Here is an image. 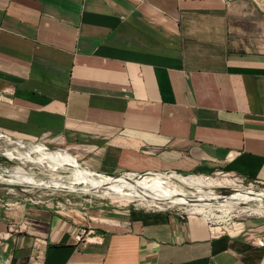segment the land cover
<instances>
[{"label": "crops", "instance_id": "0c3cea01", "mask_svg": "<svg viewBox=\"0 0 264 264\" xmlns=\"http://www.w3.org/2000/svg\"><path fill=\"white\" fill-rule=\"evenodd\" d=\"M249 8L0 0V132L79 147L105 176L226 171L264 185V51L232 44ZM0 235V264H264L247 236L164 209L84 220L21 201L0 208Z\"/></svg>", "mask_w": 264, "mask_h": 264}, {"label": "rangeland", "instance_id": "374dc122", "mask_svg": "<svg viewBox=\"0 0 264 264\" xmlns=\"http://www.w3.org/2000/svg\"><path fill=\"white\" fill-rule=\"evenodd\" d=\"M243 1H245L247 7H250V8H249V11L244 12V16L246 17H242L240 21L236 22L237 23L236 25H238L237 26L238 30L237 32L235 31V33H233L232 35L233 47L237 49L239 52L258 53L259 51L260 52L264 51V0H243ZM0 136H3L1 137V140H0V143L2 144H7L6 137L8 136L12 139L21 140L25 143L31 142L29 144L43 145L47 147L48 149H50L51 151L60 153L68 157L69 159L78 162L84 168H87L84 164L85 158L83 157V149L79 147L73 148V147H65V146L53 144V142L49 138H43L41 140H28V139H23V138H18L12 135H8L3 132H0ZM27 165L24 166L19 160L12 161L10 159H7L6 157L0 156V173L2 174L4 173L3 175H5L6 179H9V176L13 173V171L17 167H24L25 171H27L26 173L33 174L36 180L38 181V183L49 182L52 178H54L53 176L55 175L56 176L59 175L63 177L64 179L71 177V173L69 172V170L65 168L60 169L57 172H54L51 169L46 168L47 166L44 167V166L30 163V162H28ZM61 170H63V172ZM223 173L224 174H218V175L214 174L210 176H203V175L202 176L182 175V176L188 177V178L189 177L200 178L203 181L204 180L217 181V182L231 181L232 184L227 183V184H223L222 186L212 188V190L218 196L223 197V198L230 197L234 194L240 193L242 189H250V190L253 189L254 191L258 193L264 191V185H257V184L254 185L253 182H251L250 180L242 181L241 178L237 176H233V174H228L229 172L224 171ZM158 174L166 175L165 173H158ZM122 175L124 176L125 174H122ZM167 175H172V174L169 173ZM21 186L22 185L20 183H17V185L1 183L0 184V197H5V199L14 200V201L15 200L16 201L17 200L18 201H25V200L26 201H31V200L32 201H43V202L49 203L48 205H50V207H52L53 209L57 210L59 213L66 215V216L68 215V217H78V215L84 216V213H86V217H88L92 215L93 212L100 211V210L106 211V212L107 211L113 212V211L127 210L130 208L148 209V210L164 209V210H169L173 212H178L186 216L204 219L213 228H219L218 230H220L221 228L222 229L227 228L229 225L243 224L246 228V232L248 233H250V231L251 233H255V234L264 233V214L248 215V214L240 213L241 210L245 208L247 209V207L248 208L250 207L251 209H261V210L263 209L264 211V204H262L263 206H260L258 202L238 204L235 206V208L237 209L234 208L235 209L234 211L233 210L224 211V209L214 208L212 212H207V210L204 209V211L201 210L199 211L200 213L196 214L194 212L190 213L187 210L189 209V206L169 207L167 206L168 204H165L163 202H157V203L151 202L149 204L140 202V201L136 202L132 200L131 202L125 199H116L115 198L116 196L102 194V193H85V192L82 193V192H74V191L69 192L65 190L60 191L57 189H56L57 190L56 192H59V193H53V190L55 189L54 188L52 189V187L50 186L45 187V185L28 188V189H31L32 192L27 194V193H22L20 191V188H22ZM12 187L16 188L17 190L16 193H11L8 190V188H12ZM80 187H83V185H80ZM184 189L188 191L189 193H193V194L196 193V190L194 188L185 187ZM203 190L204 192L208 191V189H203ZM55 196H60V197H55ZM66 198H69L73 203H79L80 207L79 206H59L62 202L65 201ZM57 202L60 203L58 206H56ZM213 206L219 207L218 203H214ZM238 207H240L241 209H239ZM250 222H259L261 223V226L260 228L259 227L253 228L252 226L249 227L247 226V224Z\"/></svg>", "mask_w": 264, "mask_h": 264}, {"label": "bare ground", "instance_id": "6f19581e", "mask_svg": "<svg viewBox=\"0 0 264 264\" xmlns=\"http://www.w3.org/2000/svg\"><path fill=\"white\" fill-rule=\"evenodd\" d=\"M1 137L3 136H0V140ZM6 138L7 144L0 143L1 157H6L12 161L19 160L24 166L30 162L44 167L47 166L46 168H49L54 172L65 168L71 173V177L67 179L54 174L55 177L52 174L54 178L46 183H38L33 174L26 173L27 171H25L24 167H17L13 173L11 172L12 174L9 176V179L5 178V175H3L4 173H0V184L8 183L10 185H17V183H20L22 185V188H20L22 193L28 194L32 192V190L28 188L45 185V187L50 186L52 189L54 188L55 190H53V193H59L56 192L57 190L82 193H102L116 196V199H125L127 201H140L148 204L151 202H163L168 204L167 206L169 207L189 206V209H186L190 213L194 212L196 214L200 213L199 211L201 210L204 211V209H206L207 212H212L214 208L224 209V211H234L237 209L235 206L241 203L247 204L258 202L260 206H263L262 204H264V191L258 193L253 189H240V193L223 198L218 196L212 190V188L231 183V181H203L200 178H188L175 173L172 175L157 173L141 179H137V177L127 174L122 178H112L84 168L78 162L71 160L60 153L51 151L43 145H33L29 144L31 142L25 143L20 140ZM61 171L63 172V170ZM80 185H83V187H80ZM185 187L194 188L196 193H189L184 189ZM203 189H208V191L204 192ZM8 190L11 193H16L17 191L15 187L8 188ZM214 203H218L219 207H215L216 205L213 206ZM238 208L241 209L240 207ZM240 213L262 215L264 214V211L263 209H251L250 207H247V209L245 208L241 210Z\"/></svg>", "mask_w": 264, "mask_h": 264}, {"label": "built area", "instance_id": "2783aa9c", "mask_svg": "<svg viewBox=\"0 0 264 264\" xmlns=\"http://www.w3.org/2000/svg\"><path fill=\"white\" fill-rule=\"evenodd\" d=\"M154 175V174H157V173H152V172H149V173H146V174H142V175H134V174H127V175H133L135 177H138L139 179L141 178H144L148 175ZM166 175L169 174V173H165ZM218 174H224L223 172H219L217 173ZM228 174H233V173H228ZM233 176H237L239 178L242 179V181L244 180H247L246 178L242 177V176H239V175H236V174H233ZM208 178V177H207ZM253 182V181H251ZM253 184H257V185H262V184H259V182H253ZM253 186V185H252ZM55 197H60V196H55ZM21 201H14V200H9V199H5V197H0V208L4 209V210H12L15 205L19 204ZM23 203H30V204H33V205H37V206H45V207H48V208H52L50 207V205H48L49 203H46V202H43V201H23ZM60 203L57 202V205L58 206ZM53 206V205H51ZM59 206H79V203H73L69 198H66L64 202H62ZM80 207V206H79ZM57 208V207H56ZM53 209V208H52ZM55 210V209H53ZM84 210V209H82ZM57 213H59L57 210H55ZM61 214V213H59ZM63 215V214H61ZM68 216V215H67ZM78 217L86 220L88 217H86V213H84V216H80L78 215ZM212 227V226H211ZM22 229V226H17L16 224H12L10 226V232L8 233V235H10L11 232H18ZM219 228H213L212 227V230L214 231L215 235H219V234H227L229 236H234V237H242V236H247V238H249L253 244H256L258 246H264V233H259V234H255V233H248L246 232V228L243 224H234V225H229L227 228H221L220 230H218ZM5 239V236H1L0 235V243L1 241H3ZM37 245V243L35 244ZM39 258V257H38Z\"/></svg>", "mask_w": 264, "mask_h": 264}, {"label": "water", "instance_id": "95a60500", "mask_svg": "<svg viewBox=\"0 0 264 264\" xmlns=\"http://www.w3.org/2000/svg\"><path fill=\"white\" fill-rule=\"evenodd\" d=\"M97 174H99V173H97ZM100 175H102V174H100ZM108 177H112V178H122V177H124L123 175H119V176H108ZM69 192H71V191H69ZM260 193V192H259Z\"/></svg>", "mask_w": 264, "mask_h": 264}]
</instances>
